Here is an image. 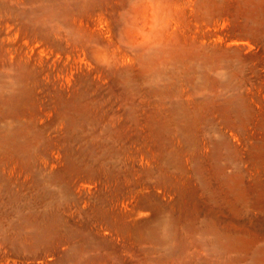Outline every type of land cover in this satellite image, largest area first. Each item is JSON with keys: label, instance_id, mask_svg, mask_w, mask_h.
<instances>
[{"label": "rangeland", "instance_id": "1", "mask_svg": "<svg viewBox=\"0 0 264 264\" xmlns=\"http://www.w3.org/2000/svg\"><path fill=\"white\" fill-rule=\"evenodd\" d=\"M0 264H264V0H0Z\"/></svg>", "mask_w": 264, "mask_h": 264}, {"label": "clouds", "instance_id": "2", "mask_svg": "<svg viewBox=\"0 0 264 264\" xmlns=\"http://www.w3.org/2000/svg\"><path fill=\"white\" fill-rule=\"evenodd\" d=\"M153 3L157 6L163 8V0H153ZM128 39L132 41L140 40L141 37H139L135 30H130L128 33ZM161 45H163V41H161ZM97 62L101 64V66L105 67L106 69H110L112 65V58L108 54L99 53L97 54Z\"/></svg>", "mask_w": 264, "mask_h": 264}]
</instances>
